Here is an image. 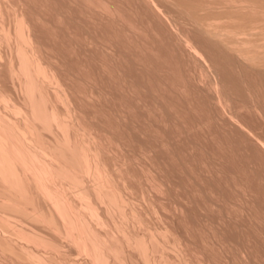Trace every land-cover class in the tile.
<instances>
[{"label": "bare ground", "instance_id": "6f19581e", "mask_svg": "<svg viewBox=\"0 0 264 264\" xmlns=\"http://www.w3.org/2000/svg\"><path fill=\"white\" fill-rule=\"evenodd\" d=\"M0 264H264V0H0Z\"/></svg>", "mask_w": 264, "mask_h": 264}, {"label": "rangeland", "instance_id": "374dc122", "mask_svg": "<svg viewBox=\"0 0 264 264\" xmlns=\"http://www.w3.org/2000/svg\"><path fill=\"white\" fill-rule=\"evenodd\" d=\"M191 213H193V210L191 211Z\"/></svg>", "mask_w": 264, "mask_h": 264}]
</instances>
